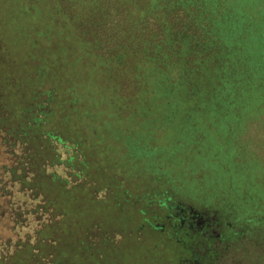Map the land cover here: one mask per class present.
Listing matches in <instances>:
<instances>
[{"label": "rangeland", "instance_id": "rangeland-1", "mask_svg": "<svg viewBox=\"0 0 264 264\" xmlns=\"http://www.w3.org/2000/svg\"><path fill=\"white\" fill-rule=\"evenodd\" d=\"M71 4L80 42L92 46L90 73H71L83 129L58 119L47 136L28 120L25 134L20 107L0 102V264H264V0ZM20 21L0 20V79L3 44L24 51ZM177 24L197 33L169 43ZM194 35L188 55L182 42ZM122 48L139 60L101 67ZM38 59L23 60L29 76L50 67ZM142 62L158 77L148 104ZM42 79L37 99L47 96ZM90 197L102 206L84 208ZM70 200L88 210L72 222Z\"/></svg>", "mask_w": 264, "mask_h": 264}, {"label": "trees", "instance_id": "trees-1", "mask_svg": "<svg viewBox=\"0 0 264 264\" xmlns=\"http://www.w3.org/2000/svg\"><path fill=\"white\" fill-rule=\"evenodd\" d=\"M16 1L17 2H12V0H0V20L3 21L7 18V20L20 21L21 19L20 21L21 23L19 22L18 26L21 25L23 27V32H25L23 33V35H25V38L23 39H26L25 40L26 45L24 46V51H23V49L19 48L18 46L14 45L13 47L9 48L6 46V43L3 44L4 47L2 48L3 49L2 51L4 53L3 56L6 57L7 60L4 61L5 62L4 69L6 73H4L3 78L0 79V102L9 111H13L14 108L16 110L20 107L19 109L20 118L15 123H16V127L19 128L18 130L24 132L25 134L32 133V131L27 130L29 128H33L27 124L28 120L34 121L33 125L37 126L38 132L44 135L47 134V136H48V131L51 132L58 130V128L56 127L59 126L60 123L59 121L67 124L69 123L70 128L76 130L79 129L78 131L81 132L83 126H81L78 122L77 123L79 125L78 124L75 125L73 123V118H72L73 117L72 111L74 109H75V114L80 115L79 107L77 105L78 104L77 102H79V99L81 97L79 94L80 86L79 83L75 81L76 78L73 77L71 73H74L77 69L81 70L80 68H82L84 72L88 71L90 73L91 70L90 65H92L93 62L91 61L92 46L89 41H83V43L81 44L80 42L81 34H79V31L75 27L73 22V20L76 19L74 18L73 15L75 12L73 8H75V6L71 4L72 0H70V4H68L69 2L68 0H16ZM45 11L48 12L45 13ZM43 12H44V17L42 16ZM76 14L78 15V13L75 12V16L77 17ZM44 19H46L47 21ZM3 25L4 24H2V26ZM184 25L185 26H181L180 24L179 25L177 24L173 26L172 29L170 30L168 29L167 36L169 43L175 44L174 36L175 33L177 32H181V33L183 32L184 34L186 33L188 36L187 38L192 37L191 34L193 33V31L196 30L190 28L188 24H184ZM5 28L6 26L4 25L2 30H4ZM7 33H11V31ZM12 33L14 34L15 31ZM194 36L195 38L193 39V42L190 41V39L188 40L186 39L185 41L182 42L185 44V46L184 47L181 46L180 50L187 51L188 55L189 53L193 52L190 49H191V45L192 46L194 45V40L198 45H200V43H198L199 42L198 39H196L197 36L196 35ZM49 38H51L52 40ZM213 39L205 41V43H203V46H199L198 51L203 50L206 52H210V50L213 49L214 47L212 46L209 47L208 44H210L213 41ZM245 43L246 41L243 42L242 48L247 47L246 45H244ZM124 50L125 49L122 48L119 50V53L117 55L113 54L112 56L113 58L103 59V57L102 58L100 57V60L102 61L101 67L107 66L112 68L111 66H109V62L110 64H112V66L114 65V63L117 66L123 64L124 61L125 63H127L129 61L128 57H130L131 55L127 57V52L129 51L127 50V52L126 51L124 52ZM176 50L177 49L175 48L173 49L174 58L176 55ZM215 53L224 54L225 52L220 48V46L217 45V47H215ZM38 58L47 59L49 61L48 63L50 64V67L44 71H41L42 70L41 68L39 72L36 71V69H34L32 71V74L29 76L28 74H26L27 68L23 65V60L25 61L24 63H29L36 66V64L40 62L38 61L39 60ZM130 58L134 60L136 59L139 60V57L138 56L136 57L134 54H132V57ZM236 59H237V65H240L241 60L238 58ZM144 63L145 62H142V77L145 78V81H151V83L148 82L142 88V104H148V100L150 99L155 100L153 98L155 97L154 94L155 90L154 88H151V86L153 84L152 82L153 80H155L156 82L158 81V77H156V75L154 76L153 71L150 70L149 67H144ZM54 67L55 68L60 67L61 69L60 74L53 72V70H55L53 69ZM16 69H18L20 73H25L24 79L26 81L24 87L17 85L18 81L23 79L19 77L21 75L20 73H17L15 71ZM49 70H51L50 71L51 76L49 75L48 77H46V74H49ZM68 74H70L71 76ZM42 78H45L47 80V85L49 84L46 90L47 96H45V99L44 98L37 99L36 97H34L32 92L37 90L35 83L39 80L42 81L43 80ZM11 86H16L15 92L12 91V89H10ZM10 92H12L11 93L12 95H15V100L8 98V96L7 98L5 97V95ZM38 93L40 95V93H43V91ZM114 94L116 95L117 91ZM32 105L37 107L36 109L35 108L33 109V114H34L33 117L31 115ZM40 105H42L43 107ZM10 106L12 107V109H10ZM90 112L91 109L90 111H88V108L84 109V113H90ZM30 116L32 118H30ZM58 119L60 120L58 121ZM46 127H48V129ZM72 192H73L72 189L68 190V193H72ZM88 200H89L88 204L85 205V207L83 206L84 208L90 210L92 207L100 205L97 203V200L94 197L93 198L90 197ZM67 204H68L67 207L70 209L67 213L66 218L70 219V221L75 220L77 215H81L82 213L88 211L84 208L82 209V207H79L80 206L79 202H72V200H70V202ZM66 242H67L66 243L67 246L68 241Z\"/></svg>", "mask_w": 264, "mask_h": 264}]
</instances>
